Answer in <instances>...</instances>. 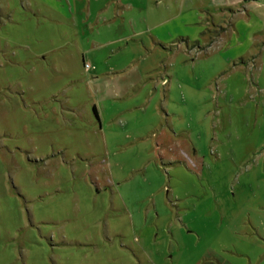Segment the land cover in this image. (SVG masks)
<instances>
[{
	"label": "rangeland",
	"instance_id": "rangeland-1",
	"mask_svg": "<svg viewBox=\"0 0 264 264\" xmlns=\"http://www.w3.org/2000/svg\"><path fill=\"white\" fill-rule=\"evenodd\" d=\"M245 1L0 0V264H264Z\"/></svg>",
	"mask_w": 264,
	"mask_h": 264
},
{
	"label": "built area",
	"instance_id": "built-area-1",
	"mask_svg": "<svg viewBox=\"0 0 264 264\" xmlns=\"http://www.w3.org/2000/svg\"><path fill=\"white\" fill-rule=\"evenodd\" d=\"M85 68H87V69H89V65L88 64H85V66H84Z\"/></svg>",
	"mask_w": 264,
	"mask_h": 264
},
{
	"label": "trees",
	"instance_id": "trees-1",
	"mask_svg": "<svg viewBox=\"0 0 264 264\" xmlns=\"http://www.w3.org/2000/svg\"><path fill=\"white\" fill-rule=\"evenodd\" d=\"M94 113H95V115L97 114L95 109H94Z\"/></svg>",
	"mask_w": 264,
	"mask_h": 264
},
{
	"label": "crops",
	"instance_id": "crops-1",
	"mask_svg": "<svg viewBox=\"0 0 264 264\" xmlns=\"http://www.w3.org/2000/svg\"><path fill=\"white\" fill-rule=\"evenodd\" d=\"M244 2H247V1L244 0Z\"/></svg>",
	"mask_w": 264,
	"mask_h": 264
}]
</instances>
